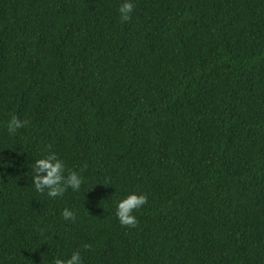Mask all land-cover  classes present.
I'll return each mask as SVG.
<instances>
[{"label": "trees", "instance_id": "16d2710c", "mask_svg": "<svg viewBox=\"0 0 264 264\" xmlns=\"http://www.w3.org/2000/svg\"><path fill=\"white\" fill-rule=\"evenodd\" d=\"M122 2L0 0V264H264V0Z\"/></svg>", "mask_w": 264, "mask_h": 264}, {"label": "clouds", "instance_id": "9594fccd", "mask_svg": "<svg viewBox=\"0 0 264 264\" xmlns=\"http://www.w3.org/2000/svg\"><path fill=\"white\" fill-rule=\"evenodd\" d=\"M134 10L133 0H123L120 5L119 12L122 21L131 19ZM26 120H21L17 116H13L8 122L7 128L10 134H15L18 129L27 125ZM9 164L8 161L0 158V167ZM32 182L36 191L44 193L50 198L62 196L69 188L73 191H79L84 183V178L76 171L68 172L66 175V166L64 161L55 154H50L46 158L35 161L32 169ZM148 203V196L144 193L132 192L121 199L117 204L116 215L122 226L136 227L138 223L137 216L134 214ZM63 217L68 220H75L74 211L65 208ZM85 249L91 248V245H84ZM54 264H83V258L79 251H75L68 258L56 256Z\"/></svg>", "mask_w": 264, "mask_h": 264}]
</instances>
